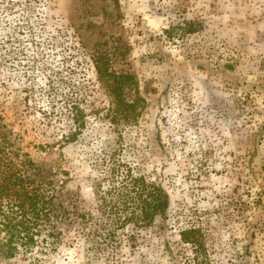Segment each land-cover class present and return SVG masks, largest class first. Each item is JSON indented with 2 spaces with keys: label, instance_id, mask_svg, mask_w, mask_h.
Listing matches in <instances>:
<instances>
[{
  "label": "rangeland",
  "instance_id": "374dc122",
  "mask_svg": "<svg viewBox=\"0 0 264 264\" xmlns=\"http://www.w3.org/2000/svg\"><path fill=\"white\" fill-rule=\"evenodd\" d=\"M185 22L198 30L182 36ZM115 74L132 76L127 118ZM78 98L86 125L66 143ZM0 115L80 205L105 152L170 200L112 260L79 223L31 249L15 236L10 252L0 216V264H189L180 231L193 225L211 264H264V0H0Z\"/></svg>",
  "mask_w": 264,
  "mask_h": 264
},
{
  "label": "trees",
  "instance_id": "16d2710c",
  "mask_svg": "<svg viewBox=\"0 0 264 264\" xmlns=\"http://www.w3.org/2000/svg\"><path fill=\"white\" fill-rule=\"evenodd\" d=\"M197 30L193 22H185L182 36ZM166 32L171 37L176 34ZM131 79L130 74H115L113 79L114 99L119 108L125 107L126 118L135 112V101H129L125 95ZM79 100L72 101L65 115L68 117V133L63 135L66 143L76 140L86 125L85 111ZM18 137L13 128L2 123L0 115V216L9 232L10 252L14 249L15 236L22 234L31 249L37 236L45 241L51 237L59 239L61 224L79 223L96 251L107 254L112 260L123 255L124 248L134 252L144 232L159 217L165 216L170 204L168 193L115 153L105 152L103 157L96 158L95 170L99 176L93 185L94 202L86 207L80 205V195L66 196L64 181L57 179L62 171L58 167L37 164L31 154L18 145ZM180 237L183 245L190 246L189 264L212 263L202 227L193 225L182 229Z\"/></svg>",
  "mask_w": 264,
  "mask_h": 264
}]
</instances>
